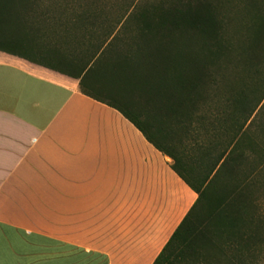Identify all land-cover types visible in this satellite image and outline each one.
I'll use <instances>...</instances> for the list:
<instances>
[{"label": "crops", "instance_id": "0c3cea01", "mask_svg": "<svg viewBox=\"0 0 264 264\" xmlns=\"http://www.w3.org/2000/svg\"><path fill=\"white\" fill-rule=\"evenodd\" d=\"M21 23L0 51V264H154L198 195L110 107L129 92L95 68L99 23Z\"/></svg>", "mask_w": 264, "mask_h": 264}, {"label": "trees", "instance_id": "16d2710c", "mask_svg": "<svg viewBox=\"0 0 264 264\" xmlns=\"http://www.w3.org/2000/svg\"><path fill=\"white\" fill-rule=\"evenodd\" d=\"M106 2L0 0V51L14 54L12 46L21 45L10 34L33 17L99 23L91 28L99 53L108 46L95 68L129 92L126 105L110 107L169 157L198 195L154 264H264V218L241 169L246 150L254 152L251 120L264 101V67L254 56L264 41V6L254 5L245 41L228 37L230 23L213 3L132 7L109 24ZM257 154L260 172L264 152Z\"/></svg>", "mask_w": 264, "mask_h": 264}, {"label": "rangeland", "instance_id": "374dc122", "mask_svg": "<svg viewBox=\"0 0 264 264\" xmlns=\"http://www.w3.org/2000/svg\"><path fill=\"white\" fill-rule=\"evenodd\" d=\"M106 8L112 11L109 14L110 23L122 13L120 10H128L132 7L144 8L154 5L163 4L166 7L173 2L180 1L182 6H195L200 3H213L220 11L225 14L227 22H229L228 37L233 39L244 38L249 39L253 32V7L254 5L264 6V0H105ZM121 12V11H120ZM243 40V39H242ZM255 59L259 66L264 67V41L254 50ZM250 128V136L252 139V147L254 152L246 150V158L244 159L242 171L250 177L254 182V196L256 198V213L264 218V170L259 171L260 160L258 151L264 152V101L257 109L252 120Z\"/></svg>", "mask_w": 264, "mask_h": 264}]
</instances>
